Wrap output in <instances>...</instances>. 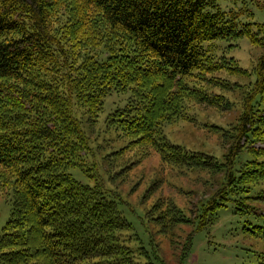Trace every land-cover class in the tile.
<instances>
[{"label":"trees","instance_id":"1","mask_svg":"<svg viewBox=\"0 0 264 264\" xmlns=\"http://www.w3.org/2000/svg\"><path fill=\"white\" fill-rule=\"evenodd\" d=\"M244 3L0 0V194L10 204L0 264H138L121 242L129 222L119 201L100 182L92 184L87 162L105 101L122 102L103 120L106 130L124 135L121 153L139 145L170 166L215 170V158L170 144L163 128L187 119L188 104L219 108L223 96L206 88L228 86L208 79L225 63L213 52L241 38L263 51L251 96L260 99L233 128L224 186L206 211L214 217L230 203L240 217L260 220L253 229L264 236V109L256 108L264 96V22L243 20L246 9L236 6ZM250 136L262 147L251 148V168L238 172L246 147L240 142ZM242 181L248 186L235 207L230 189ZM162 206L154 207L160 224L186 223L171 203Z\"/></svg>","mask_w":264,"mask_h":264},{"label":"rangeland","instance_id":"2","mask_svg":"<svg viewBox=\"0 0 264 264\" xmlns=\"http://www.w3.org/2000/svg\"><path fill=\"white\" fill-rule=\"evenodd\" d=\"M244 1L243 7L236 6L246 9L242 19L250 23L264 22V0ZM250 12L253 17L247 18ZM221 46L213 56L219 62L225 60L223 69L216 68L208 79L227 85L228 90L206 88L213 97L223 96V102H218L219 108L188 104L187 119L163 128L170 144L215 158V170L170 166L162 163L152 148L139 145L121 153L127 145L124 135L106 130L103 125L112 104L122 103L116 96L106 99L104 112L91 134V156L87 162L93 164L92 184L100 182L119 201L122 215L129 222V230L119 233L121 242L133 253L138 264H260L264 259V236L253 229L260 226V220L258 223L253 217H240L230 203L220 208L214 217L206 211L211 208L209 202L224 186L222 163L227 160L225 156L235 141L233 128L236 129L244 112L253 107L251 104L260 99L257 95L253 101L251 96L255 95L262 49L252 45L248 38H241L231 46L226 42ZM256 108L264 109V96ZM244 144L246 147L241 150L236 165L238 172L251 168L249 162L255 158L251 156V148L262 147L251 136L247 142L241 140L240 145ZM114 152L117 156L110 157ZM74 176L84 182L76 172ZM244 185L242 181L230 189L235 207L248 186ZM4 199L5 196L0 194V228L10 212V204ZM158 202L165 204L162 210L171 203L186 223L170 225L165 219L160 224L156 218L158 213L154 211ZM201 218L205 219L204 225H201ZM194 231L190 243L187 242L188 235Z\"/></svg>","mask_w":264,"mask_h":264}]
</instances>
